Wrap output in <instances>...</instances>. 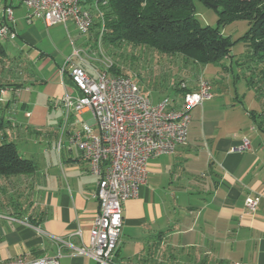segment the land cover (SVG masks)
I'll return each mask as SVG.
<instances>
[{
	"label": "crops",
	"instance_id": "1",
	"mask_svg": "<svg viewBox=\"0 0 264 264\" xmlns=\"http://www.w3.org/2000/svg\"><path fill=\"white\" fill-rule=\"evenodd\" d=\"M3 1L15 10L17 36L15 44L3 43L8 60L0 64V83L7 85L0 92V110L10 121L5 136L18 149L32 138L42 146L38 157L19 149L34 161L33 175L1 178L2 191L11 201L2 204L0 256L8 261L59 257L60 264H97L90 256L78 255L75 248L90 245L99 212L94 197L98 180L70 142L75 130L86 125L97 131V125L91 112L71 111L63 133V100L67 94L79 95L70 76L72 64L66 62L72 58L74 65L89 73L98 69L110 76L122 75L100 69L104 67L95 65V60L74 57L75 51L86 52V42L56 43L53 49L42 45L44 29L61 24L48 28L40 20L44 27L37 30L32 21L26 31L20 30L19 22L26 16L22 3ZM69 23L78 31L72 20L65 26ZM49 69L50 77L39 76ZM192 84L189 92L197 90V83ZM200 116L203 139H194L189 130L188 141L175 154L151 160L147 183L138 197L125 203L114 264H264V134L256 124L244 130L246 119L237 127L234 123L225 129L208 126L214 115L207 108L193 116L191 125ZM247 139L250 148L242 149ZM258 195H262L259 205L250 211L246 200Z\"/></svg>",
	"mask_w": 264,
	"mask_h": 264
},
{
	"label": "built area",
	"instance_id": "2",
	"mask_svg": "<svg viewBox=\"0 0 264 264\" xmlns=\"http://www.w3.org/2000/svg\"><path fill=\"white\" fill-rule=\"evenodd\" d=\"M28 11L27 20L41 19L50 28L66 25L72 20L81 34H88L94 26L93 16L84 9V0H20ZM96 7L98 8L97 4ZM101 16V13H100ZM12 6H0V40H13L16 33ZM104 42V23L98 35ZM74 57L85 61L81 52ZM70 76L79 95H66L63 133L71 111H89L97 125V131L89 126L75 130L70 142L88 161L90 172L98 180L94 197L99 202V212L91 229L90 245L75 248L80 256H90L97 264H114L124 226V205L140 194L148 180V165L153 159L173 155L179 146L188 141L195 108L203 106L213 96L211 82L201 79L197 90L186 92L179 106L165 99L153 103L149 96L130 78L110 76L106 71L93 69L89 73L74 65L72 58ZM106 69H110L112 64ZM66 66L61 69L65 75ZM185 87V85H182ZM250 148L245 140L242 149ZM62 149L61 143L58 150ZM262 195L248 197L246 207L255 211ZM56 243L71 246L62 238ZM0 264H60L57 258L4 260Z\"/></svg>",
	"mask_w": 264,
	"mask_h": 264
},
{
	"label": "rangeland",
	"instance_id": "3",
	"mask_svg": "<svg viewBox=\"0 0 264 264\" xmlns=\"http://www.w3.org/2000/svg\"><path fill=\"white\" fill-rule=\"evenodd\" d=\"M9 1L16 5L20 4V0ZM4 3L3 0H0L1 7L4 6ZM22 7L26 11V16L24 20L19 22L20 30L26 31L32 21L36 23L34 27L37 30H42L44 27L42 20L33 18L29 22L27 20L29 11L24 5ZM83 7L92 14L94 20L95 27L93 26V29L88 34H81L71 23L67 25L68 27L61 24L53 29H44L43 33L46 34V39H44L42 45H51L53 49L56 43L58 46H62L66 42L70 44L71 40L82 45L86 42V52L82 53L83 57L91 62L95 60L94 64L98 67H104L100 68L103 70L107 68L105 66L111 64L117 67L121 71L122 76L129 77L139 85L144 94L149 96L153 103L169 99L178 106L182 100V93L177 91L176 87L179 84L193 87L192 83H197L198 88L200 80L204 79L211 82L213 96L210 100L205 101L203 106L195 108L192 112L193 116L207 108L211 115H214L211 122L209 119L207 120L208 126L212 123L225 129L226 126L230 127L234 123L237 127L239 123H244L246 119L247 125L244 130L246 129L247 131L249 127H253L256 124L247 116V113L250 114L252 111L260 110V104L264 106V80L260 82L261 76L264 77V64L252 61L251 54L253 51L251 47L247 46L244 41H238L249 30L248 21L237 20L221 29L226 37H230L236 42L233 46L232 57H228L221 63L202 65L194 63L191 59L182 55L161 54L148 46H132L127 43H121L113 47L104 42L99 44L98 35L100 28L96 24L101 19L100 8L96 7V2L94 1H89L87 4L84 3ZM194 13L202 26H210L212 28L219 26V14L200 0H194ZM16 38L17 36L12 41L9 40L10 42L8 43L15 44ZM50 75V69L49 71L46 70V73H39L42 78L44 76L48 78ZM251 80L253 82L259 80V82L254 84ZM201 117L195 119L190 128V134L198 141L203 139ZM232 119L233 122L231 123L230 120ZM239 119L241 120L240 122ZM262 138L264 139V135H262ZM37 141L36 138H32L30 142L19 144L20 151L28 153L29 157L40 156V147L42 145L38 144ZM1 178L3 177H0V222L1 217H3L1 215L3 213V210H1L2 204L4 205L11 201L8 199L6 192L2 191L4 186ZM11 197L14 202H17L15 196Z\"/></svg>",
	"mask_w": 264,
	"mask_h": 264
},
{
	"label": "trees",
	"instance_id": "4",
	"mask_svg": "<svg viewBox=\"0 0 264 264\" xmlns=\"http://www.w3.org/2000/svg\"><path fill=\"white\" fill-rule=\"evenodd\" d=\"M89 1L96 2L100 8L101 19L96 25L101 30L104 23L105 44L148 46L161 54L182 55L202 65L221 63L232 57L236 42L221 29L234 21L246 20L250 28L238 41L251 47L252 61L264 64V0H200L219 14L217 28L201 25L194 13V0H85L84 3ZM3 43L0 40V64L8 60ZM110 69L122 75L115 66ZM260 79L263 82L264 77ZM5 87L6 84L0 83V92ZM176 90L183 96L189 92L180 84ZM260 110L250 115L264 134L262 104ZM9 124L0 112V177L31 176L36 165L21 154L15 143L7 140L5 131Z\"/></svg>",
	"mask_w": 264,
	"mask_h": 264
}]
</instances>
